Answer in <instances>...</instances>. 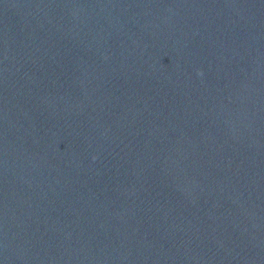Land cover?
<instances>
[{
  "label": "water",
  "instance_id": "95a60500",
  "mask_svg": "<svg viewBox=\"0 0 264 264\" xmlns=\"http://www.w3.org/2000/svg\"><path fill=\"white\" fill-rule=\"evenodd\" d=\"M0 264H264V0H0Z\"/></svg>",
  "mask_w": 264,
  "mask_h": 264
}]
</instances>
